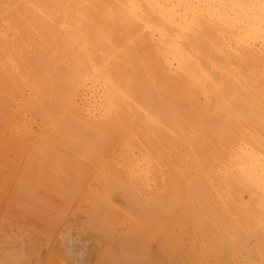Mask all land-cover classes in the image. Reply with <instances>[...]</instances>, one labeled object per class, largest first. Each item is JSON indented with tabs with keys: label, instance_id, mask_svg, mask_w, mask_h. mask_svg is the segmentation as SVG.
<instances>
[{
	"label": "bare ground",
	"instance_id": "obj_1",
	"mask_svg": "<svg viewBox=\"0 0 264 264\" xmlns=\"http://www.w3.org/2000/svg\"><path fill=\"white\" fill-rule=\"evenodd\" d=\"M4 127L33 178L89 187L95 232L131 225L142 260L264 264V0H0Z\"/></svg>",
	"mask_w": 264,
	"mask_h": 264
},
{
	"label": "rangeland",
	"instance_id": "obj_2",
	"mask_svg": "<svg viewBox=\"0 0 264 264\" xmlns=\"http://www.w3.org/2000/svg\"><path fill=\"white\" fill-rule=\"evenodd\" d=\"M20 119H22V120H20L18 123H17L18 120H16V122L13 121V125L16 126L17 124H20L22 126V124L24 123L23 121H25V123H24L25 125L29 124L28 123L30 121L29 116L24 118V119L21 117ZM14 123H16V125ZM28 127H29V125H26V128H25L26 131L23 128L24 130H21L22 134L21 133L18 134V136L21 135V137L19 136L21 138L20 141L22 140V142L24 143L25 140L27 142H29V140H30V143H31V142H34V140L32 141V139H35V138L36 139L39 138L38 140L43 139V137L41 136V131L38 130V127H36V126H34L35 136L33 134H31L33 136H31V138H30L29 133L26 135V133L28 132ZM2 129H0V135H1L0 139H3L2 137H4L2 135L3 133L1 132V130L4 132V135L7 136V138L4 137L6 139L2 140V141L5 140L4 143L7 140L9 141L8 136H10V138L12 139V140H10V142L14 141V140L16 142V139L19 140V137L16 138L17 136L12 135L10 132H8L9 130L8 131L6 130L7 128L4 127ZM36 129H37V131H36ZM8 133H10L11 135ZM23 135L24 136L26 135V137H24ZM12 136H14V137L12 138ZM24 138H25V140H24ZM27 138H29V139H27ZM36 139H35V141H36ZM2 141L0 140V142H1L0 146H4L7 143L6 142L4 144V143H2ZM10 142H8L7 146H6L9 148V149L7 148L8 150L4 147L5 148L4 151H6V150L8 151L6 154L3 153L4 151L2 152L0 150V154H1L0 155V157H1L0 158V161H1V163H0V168H1L0 169V258L1 257L5 258L8 262V264H105V263L108 264V262L110 264H115L116 261L120 262V263L116 262V264H121V263L126 264L129 260L134 259V258L137 259L138 257H139L138 259L141 260V263H140V261L137 262L138 259L135 262V259H134V260H131V262L127 263V264H133V262H134V264H136V263L137 264H143V263L144 264H155V262L160 261V260H162L163 263H165V264L166 263L167 264H169V263L170 264L171 263L172 264H177V263L178 264H201L200 261H202V260L200 258H198L197 253H195V252L193 254L190 253L189 246H186V245H188V243L184 244V247L185 246L186 247L183 248L184 250H186V248H187V250L185 252H183V249H181L180 253H182V254L179 253L180 256L178 254L176 255V256H178V258L175 257V259H174L175 263H174V261L168 263L167 260H164V258L161 256V254L160 255L157 254L158 257H160V259L158 257H156V259L154 261L153 258H155V257L153 254H155V256H156V253H157L156 251H155L156 253H154V252L149 253L150 252L149 251L148 257H146L148 260L145 258L142 260L141 257L144 255L143 253L145 251L142 253L140 246H138L139 244H137L138 242L136 241V238L134 239L133 237H131L129 232L127 233L128 235L126 237L125 234L127 231H129L128 228L129 227L131 228V225H129V227H127L128 223L121 224L124 221V219L122 220V218H120V219L118 218L119 219L118 221H122L121 223L120 222L119 223L121 225H124V226L126 225L125 228L121 225H119V226L116 225V226H112V227H114V231H113V228H111V232H110V230H108L112 234L114 232L115 235L110 234L108 231L107 232L111 235V237H110V235L105 236L103 234L102 235L99 234L100 232L99 233L97 231L95 232L94 231L95 229L91 228L89 226V224L83 220V218L85 220H88V219H86L85 216H87V218L88 217L90 218L92 215L91 214L92 206H89V205H91V201H89L88 196H86L88 194L89 187L86 186L85 189L83 188V191H82V189L77 188L78 192L76 191V188L74 189L76 192L71 190L70 194L73 195L72 199L71 198L67 199V197L70 194L68 195L69 191L67 193L65 192L66 191L65 187H63V188L58 187V188L64 190L62 193L61 190L59 191V189L54 190V188L50 186L51 184L49 183V181L47 183H49L50 185L47 183L45 184V182L42 181L43 179H40V181H42L44 183L40 182L38 180L40 174L38 175V177L33 178L34 177L33 174H35V176H37V173L39 172V170H38V172H37V170L35 171V169H33V167L29 166L27 163H26L27 167L29 166L30 170L32 169V170H34V172H37V173L31 172L28 168H26L25 162H28V161L25 160L26 159L25 157H22V160L20 161L21 158L19 159V157L22 156L21 155L22 153L19 154L20 153L19 149H17L14 146L15 144H12ZM27 142L24 143L25 147H27L29 145V143L27 144ZM10 145H13L14 148H13V146L11 147ZM10 147L13 148L14 151H13V149H12V151H10L11 150ZM0 149H3V148L0 147ZM16 150H18L19 153L18 152L16 153ZM14 154L16 157L14 156ZM11 158L13 159L12 161H11ZM16 162H18V163H16ZM26 170L30 171V173H28ZM13 172H14V175H13ZM6 178H7V180H6ZM40 178H41V176H40ZM18 180H19V182H18ZM8 181H10V182H8ZM32 183H33V185H32ZM41 184H43V185H41ZM42 186H44L45 189L42 188ZM93 188H96V186H94ZM79 190H81L82 192ZM58 191L61 193L59 194ZM53 192H55V193H53ZM74 193H78L79 196L77 195L74 198V196L76 195ZM65 197H66V199H65ZM84 199H85V201H83ZM66 200H68V201L71 200L69 202L73 201V203L70 204ZM87 202H88V204H87ZM66 203H69L68 206ZM81 203H82V206L80 205ZM67 209L69 212L66 211ZM88 209H90L91 211ZM77 210H78V212H77ZM79 210H80V212H79ZM88 211L90 214L88 213ZM81 212L83 213V215L81 214ZM73 214H75V217ZM76 215H78V217L81 215L80 216L81 218L80 217L78 218ZM82 216H84V217H82ZM80 223H81V225H79ZM86 223L88 224V226ZM115 229H116V231H115ZM123 233H124V235H123ZM98 234L100 235V237ZM119 234H122V235H119ZM101 236H104V238ZM108 236L110 238H108ZM128 236H130V237H128ZM115 238H116V240L118 238V241L114 242L113 240ZM128 238H130V239H128ZM98 239L99 240L101 239L102 242H101V240L99 241ZM103 239H105V240H103ZM121 240L123 243L119 242ZM112 243L115 245H113ZM130 243H132V247L134 245L136 246V247H134L135 250L132 249V247H130ZM108 245H110V246H108ZM119 249H120V251H119ZM107 250L111 253H109V252H108L109 254L105 253V252H107ZM121 250L123 252H121ZM102 251H104V252H102ZM100 253H102L106 257H104L101 254V257H102L101 258ZM123 253H124V256H123ZM125 253H126V255H125ZM129 253H131L130 255H132V253H133L136 256L134 257V255H132L134 257V258H132V256L129 255ZM138 253H139V255H138ZM183 253H185V255ZM150 254H152V256H149ZM186 254H187V256H186ZM195 254L197 255V257ZM145 255H146V252H145ZM181 255L183 257H181ZM193 255H195V256H193ZM126 256L128 259H126ZM103 257H104V259H103ZM108 257L109 258L112 257L111 258L112 260H110ZM151 257H152V260H151ZM179 257H181V258H179ZM101 259H103V260H101ZM113 259H114V262H113ZM124 259L127 261H125ZM157 263L162 264V262H157Z\"/></svg>",
	"mask_w": 264,
	"mask_h": 264
}]
</instances>
